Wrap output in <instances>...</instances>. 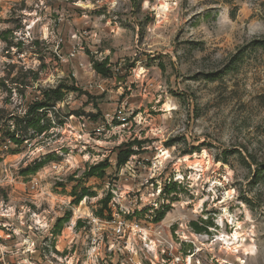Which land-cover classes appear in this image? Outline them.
<instances>
[{
  "label": "rangeland",
  "instance_id": "obj_1",
  "mask_svg": "<svg viewBox=\"0 0 264 264\" xmlns=\"http://www.w3.org/2000/svg\"><path fill=\"white\" fill-rule=\"evenodd\" d=\"M8 232L0 264H264V0H0Z\"/></svg>",
  "mask_w": 264,
  "mask_h": 264
},
{
  "label": "trees",
  "instance_id": "obj_2",
  "mask_svg": "<svg viewBox=\"0 0 264 264\" xmlns=\"http://www.w3.org/2000/svg\"><path fill=\"white\" fill-rule=\"evenodd\" d=\"M92 67L95 70L96 73H98L99 75L102 76H107L109 74V69L107 67H105L104 63H100L97 61H94L92 63ZM62 99V93H58L55 97V100H61ZM43 107H45L44 103L42 102H37L32 108L34 110H41ZM33 109H31V112L34 111ZM30 112V111H29ZM31 120H33L32 118L28 119L29 123L28 126L29 127H33L35 130V133L40 134L42 132H45V130H47V127L45 125H39V119H35L33 122H30ZM20 137H15V135L11 134L9 136V140H11L14 143L20 144L21 141L19 139ZM133 150L130 149V147L128 146V149H125L123 151H121L120 153H118L117 155V164L121 165L124 164L127 160V158L132 154ZM42 163H37L34 165V167L32 168V171H35L38 167L41 166ZM105 167V163L103 161L92 165L90 167H88L87 170V174L91 175V176H103V169ZM81 198H77L76 201H79ZM108 202V198L105 200V203ZM163 213H160V215L156 218V220H159L160 217H162ZM195 226V225H194ZM196 231H200L203 230L202 227H198L195 226Z\"/></svg>",
  "mask_w": 264,
  "mask_h": 264
},
{
  "label": "built area",
  "instance_id": "obj_3",
  "mask_svg": "<svg viewBox=\"0 0 264 264\" xmlns=\"http://www.w3.org/2000/svg\"><path fill=\"white\" fill-rule=\"evenodd\" d=\"M114 227L116 228L115 230H116L117 233H119L121 231V223L120 222H116L115 221L114 222ZM3 228L8 230V228H6V227H3ZM10 237H11V235H10L9 232L6 233V235L0 233V262L3 261V258H4V251L2 249V247H4V246L2 245V240L5 241L7 239H10ZM167 242H168V245H166L165 248L160 250L161 258H162V256H164L166 259H169L168 262L170 264H182V262H183V264H189L190 256L186 255L185 259H183L182 256H180L176 252V244L177 243L175 241H173V240L167 241ZM181 242L187 243V240L186 239H181L179 241V243L181 244ZM156 253H158V252L156 251ZM158 259L159 258L157 257V255H155L154 256V261H157ZM154 261L149 259V262L151 264H154Z\"/></svg>",
  "mask_w": 264,
  "mask_h": 264
},
{
  "label": "bare ground",
  "instance_id": "obj_4",
  "mask_svg": "<svg viewBox=\"0 0 264 264\" xmlns=\"http://www.w3.org/2000/svg\"><path fill=\"white\" fill-rule=\"evenodd\" d=\"M167 7V4H162V6H161V8H166ZM201 163L202 162H200V161H194L193 163L191 162V163H188L189 164V166L190 165H201ZM238 225V224H237ZM238 228H240V226L238 225L237 227H236V229H235V231L233 232V234L230 236V235H228V234H225V233H223V234H221L220 235V237H218L217 239L219 240V241H221V243L223 244V245H226V246H228L229 247V245H231L232 243L230 242L231 240H236V239H238V238H241V237H243V235L244 234H241L239 231H238ZM241 229V228H240ZM252 235V234H251ZM242 242H245L246 240L245 239H243L242 238V240H241ZM240 242V241H239ZM228 249V248H227ZM243 255H253L254 254V247H253V245H250V246H247V244L246 245H244V247H243ZM239 262H241V263H245V261L243 260V259H239Z\"/></svg>",
  "mask_w": 264,
  "mask_h": 264
}]
</instances>
